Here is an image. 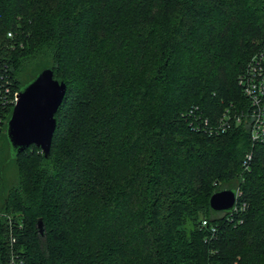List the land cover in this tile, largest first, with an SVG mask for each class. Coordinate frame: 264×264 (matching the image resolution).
<instances>
[{"label": "trees", "instance_id": "trees-1", "mask_svg": "<svg viewBox=\"0 0 264 264\" xmlns=\"http://www.w3.org/2000/svg\"><path fill=\"white\" fill-rule=\"evenodd\" d=\"M262 43L264 0H0L10 92L65 84L47 157L11 155L0 111V264H264V141L190 123L244 110Z\"/></svg>", "mask_w": 264, "mask_h": 264}, {"label": "water", "instance_id": "water-1", "mask_svg": "<svg viewBox=\"0 0 264 264\" xmlns=\"http://www.w3.org/2000/svg\"><path fill=\"white\" fill-rule=\"evenodd\" d=\"M65 91L62 80L52 77L50 67L41 68L30 80L16 90L15 101L4 126V135L11 155L29 145L38 147L48 156L51 134L55 126L53 114ZM236 192L231 188L212 191L207 199L213 211L228 212L235 204ZM40 233L42 223L36 221ZM157 264H160L157 261Z\"/></svg>", "mask_w": 264, "mask_h": 264}, {"label": "built area", "instance_id": "built-area-1", "mask_svg": "<svg viewBox=\"0 0 264 264\" xmlns=\"http://www.w3.org/2000/svg\"><path fill=\"white\" fill-rule=\"evenodd\" d=\"M6 36H10V32H6ZM6 83L7 79L0 74V111L8 105H13L15 101L16 91L10 92ZM236 83L246 100L244 110L231 112L226 107L214 121H209L206 117L197 114L195 121H190V123L208 134H213L227 129L231 124L243 122L248 129L249 139L253 142H262L264 141V43L248 57L242 71L237 76ZM195 110L197 107L193 106L186 113L190 115ZM249 157V154L245 155V159ZM235 209L234 204L227 213ZM205 224V220L200 221V227ZM209 229L213 234L214 228L211 226Z\"/></svg>", "mask_w": 264, "mask_h": 264}]
</instances>
